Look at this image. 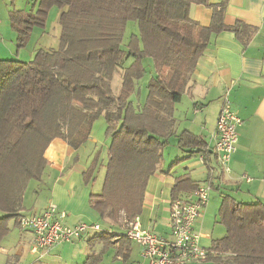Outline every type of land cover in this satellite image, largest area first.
Masks as SVG:
<instances>
[{"label":"trees","instance_id":"trees-1","mask_svg":"<svg viewBox=\"0 0 264 264\" xmlns=\"http://www.w3.org/2000/svg\"><path fill=\"white\" fill-rule=\"evenodd\" d=\"M36 3V13H10L21 46L35 28L46 26L50 11L57 8L60 47L40 49L29 62L0 60V245L10 234L12 221L20 226L26 189L30 182L42 181L51 143L63 139L79 149L100 118L107 125L108 161L102 191L92 195V204L112 226H120L124 215L127 228L129 220L143 212L148 182L158 172L175 135L176 106L212 37L232 32L245 45L251 38L241 37L244 28L239 22L233 27L225 24L227 0L214 6L209 0ZM193 5L213 9L209 27L203 28L191 18ZM129 23H134L136 33L130 35L124 49ZM128 57L131 64L123 71L116 96L113 78ZM146 59L152 60L155 74L146 80L145 105L137 112L131 98L136 84L146 79ZM178 147L205 155L211 152L204 138L187 132L179 136ZM99 158L100 152L85 173L87 182L94 179ZM197 186L190 178L180 177L172 197L182 198V192H193ZM219 219L226 235L213 242L206 262L264 264V204H238L224 196ZM112 237L114 234L106 232L95 240L111 243ZM125 240L122 236L120 242ZM99 261L89 259L87 264Z\"/></svg>","mask_w":264,"mask_h":264},{"label":"crops","instance_id":"crops-1","mask_svg":"<svg viewBox=\"0 0 264 264\" xmlns=\"http://www.w3.org/2000/svg\"><path fill=\"white\" fill-rule=\"evenodd\" d=\"M222 1L209 0V5H219ZM227 1L225 24L233 27L239 22L244 28L241 37L247 39L251 35V38L245 45L232 32L212 37L181 103L176 106L175 135L169 140L158 172L148 182L140 215L143 229L168 237L169 209L176 180L188 177L200 185L210 181L213 172L214 176L219 173L212 136L223 98L228 95L232 110L243 124L239 128L237 151L231 159V171L224 176L222 184L213 188V194L219 197L214 204H208L196 226L201 230L209 212L214 210V227L220 229L221 234L218 238L204 239L202 244L207 248H212L213 242L226 235L219 219L224 196L232 197L238 204H264V0ZM212 14L213 9L206 6L193 5L190 10L191 18L203 28L210 26ZM186 95L187 104L183 106ZM99 127L104 134L107 125L103 118L94 123L88 141L77 150L63 139L51 143L45 153L48 167L42 181L29 183L20 215L40 214L48 206L55 205L67 214L65 225L98 224L103 232L65 242L39 258L30 252L33 233L12 221L10 234L0 245V264H87L89 259H100L98 264H148L141 257V247L127 238L126 227L104 222L93 207L92 195L101 193L103 182H99L95 174L94 179L87 182L85 173L97 153L101 154V141L107 147L105 136L99 139L96 133ZM184 132L204 138L211 149L210 154L181 150L178 141ZM176 162L179 163L171 167ZM192 193L182 192L180 196L186 198ZM106 232L114 234L111 243L95 240ZM122 236L127 241L120 242Z\"/></svg>","mask_w":264,"mask_h":264},{"label":"built area","instance_id":"built-area-1","mask_svg":"<svg viewBox=\"0 0 264 264\" xmlns=\"http://www.w3.org/2000/svg\"><path fill=\"white\" fill-rule=\"evenodd\" d=\"M242 124L241 118L231 108L228 95L224 96L212 136L213 148L218 156L219 173L214 176L213 172L210 181L198 185L191 196L171 201L168 237H161L143 229L141 217H136L128 224L126 236L141 247V257L148 264H200L208 260L212 251L203 246L202 241L206 236L196 226L209 204L213 188L222 184L224 176L231 171V159L237 151L239 128ZM66 217L67 214L59 211L55 205L48 206L40 214L21 217L20 227L34 235L30 251L33 255L41 258L65 242L102 232L98 224L81 223L69 227L64 223Z\"/></svg>","mask_w":264,"mask_h":264},{"label":"rangeland","instance_id":"rangeland-1","mask_svg":"<svg viewBox=\"0 0 264 264\" xmlns=\"http://www.w3.org/2000/svg\"><path fill=\"white\" fill-rule=\"evenodd\" d=\"M17 11L36 13L37 11L36 0H0V60L32 61L35 56V51H38L40 49H44V50L59 49L61 27L59 24L60 12L57 8H54L53 10L50 11L45 27H38L33 30V32L31 33L30 37L28 38L24 46H21V43L19 41L20 34L13 28L11 23L10 13H14ZM135 33H136V27H134V23H129L123 41L124 49H126V44L129 40L130 35ZM130 64H131V58L129 59L128 57V59H126L121 64L118 71L114 75L112 87L114 94L116 96L119 95L121 89L123 71ZM144 67L146 70V77H145L146 79L145 81L142 80V82L136 84L135 94L131 98V101L133 102V105L137 112H141L145 105L144 104L146 99L145 92H146V96L148 92L147 85L150 78L153 77L155 74L152 60L146 59L144 61ZM146 80H148L147 83ZM187 100H188V96L186 95L182 103L183 106L187 104ZM96 133L99 136V139H102V135L105 136V133L102 134V129L100 127L97 128ZM105 139L107 140L106 136ZM103 145L104 143L103 141H101V143L99 144L101 154L99 160L97 161V167L94 171V174L99 179V182H104L106 175V165L108 161V142H107V147L106 145L105 146ZM211 197H213L212 198L213 200L210 199L209 204H214L217 201L216 198H218L219 195H214L212 192ZM214 215H215L214 210L209 212V215L206 218V223L204 227L200 230L201 234H204L206 238L207 237L218 238L221 234L220 229L214 227L215 226ZM125 220L126 219H124V215H122L119 225L125 227L126 225ZM130 222L131 220H129L128 224Z\"/></svg>","mask_w":264,"mask_h":264}]
</instances>
